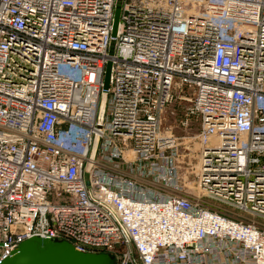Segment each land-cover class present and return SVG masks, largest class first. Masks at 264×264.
<instances>
[{"label": "built area", "instance_id": "built-area-1", "mask_svg": "<svg viewBox=\"0 0 264 264\" xmlns=\"http://www.w3.org/2000/svg\"><path fill=\"white\" fill-rule=\"evenodd\" d=\"M118 1L0 0V260L264 264V0H121L114 36ZM184 88L199 193L162 131Z\"/></svg>", "mask_w": 264, "mask_h": 264}, {"label": "water", "instance_id": "water-1", "mask_svg": "<svg viewBox=\"0 0 264 264\" xmlns=\"http://www.w3.org/2000/svg\"><path fill=\"white\" fill-rule=\"evenodd\" d=\"M121 13V0L118 1L114 17L113 35L117 33ZM113 49V44H112ZM112 63L107 65L104 87L109 88ZM112 255L104 252H83L67 240L34 236L23 241L0 264H113Z\"/></svg>", "mask_w": 264, "mask_h": 264}, {"label": "rangeland", "instance_id": "rangeland-1", "mask_svg": "<svg viewBox=\"0 0 264 264\" xmlns=\"http://www.w3.org/2000/svg\"><path fill=\"white\" fill-rule=\"evenodd\" d=\"M192 90H178L175 99L166 107L162 116V131L177 138L179 157L177 160L183 183L195 193H199L196 182V171L200 161V143L198 133L200 121L191 120L188 126L183 125V118L191 104ZM181 94L184 98H181ZM186 188V189H187Z\"/></svg>", "mask_w": 264, "mask_h": 264}]
</instances>
